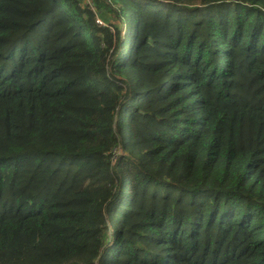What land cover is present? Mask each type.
<instances>
[{"label": "trees", "instance_id": "1", "mask_svg": "<svg viewBox=\"0 0 264 264\" xmlns=\"http://www.w3.org/2000/svg\"><path fill=\"white\" fill-rule=\"evenodd\" d=\"M92 1L0 0V264H264V0Z\"/></svg>", "mask_w": 264, "mask_h": 264}, {"label": "rangeland", "instance_id": "2", "mask_svg": "<svg viewBox=\"0 0 264 264\" xmlns=\"http://www.w3.org/2000/svg\"><path fill=\"white\" fill-rule=\"evenodd\" d=\"M91 1H92V0H91ZM82 5H83V6H87L88 8H91V9L93 10L92 5L89 6V4L86 3V2H84V3L82 2ZM97 22H98V23H101V20L99 19V20H97ZM99 25H100V24H99ZM111 229H113V227L111 228V225H110L109 230H111ZM110 233H111V232H110Z\"/></svg>", "mask_w": 264, "mask_h": 264}, {"label": "built area", "instance_id": "3", "mask_svg": "<svg viewBox=\"0 0 264 264\" xmlns=\"http://www.w3.org/2000/svg\"><path fill=\"white\" fill-rule=\"evenodd\" d=\"M80 1L83 2V3L86 2V3L89 4V6L92 5V7H93V1H91V0H80ZM98 24H100L102 26L104 25V23L102 21H101V23H98Z\"/></svg>", "mask_w": 264, "mask_h": 264}]
</instances>
